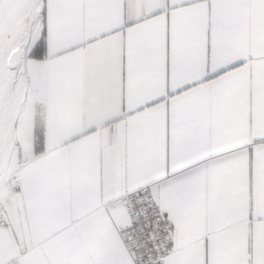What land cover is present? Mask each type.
I'll return each mask as SVG.
<instances>
[{
    "label": "snow or ice",
    "instance_id": "1",
    "mask_svg": "<svg viewBox=\"0 0 264 264\" xmlns=\"http://www.w3.org/2000/svg\"><path fill=\"white\" fill-rule=\"evenodd\" d=\"M0 264H264V0H0Z\"/></svg>",
    "mask_w": 264,
    "mask_h": 264
}]
</instances>
